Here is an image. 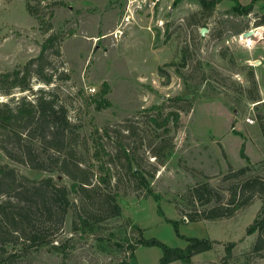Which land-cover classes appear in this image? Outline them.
I'll return each instance as SVG.
<instances>
[{
    "label": "rangeland",
    "instance_id": "374dc122",
    "mask_svg": "<svg viewBox=\"0 0 264 264\" xmlns=\"http://www.w3.org/2000/svg\"><path fill=\"white\" fill-rule=\"evenodd\" d=\"M235 5L223 0L207 13L197 0H0V74L23 69L46 38H59L60 55L51 49L52 67L46 66L54 84L33 79L34 93L55 89L68 107L78 134L67 154H55L78 180L87 176L92 184L84 194L72 191L63 219L36 212L35 245L23 246L24 237L0 218L3 264H160L162 249L140 240L184 248L188 238L214 243L191 264H264V250L253 252L259 234H247L264 216V199L256 196L231 218L187 217L195 185L207 181L224 191L230 169L248 164L264 178V0L248 15ZM251 30L254 36L244 38ZM7 86L0 80V104L13 95L35 97L6 96L1 87ZM105 89L112 106L98 110ZM6 139L13 159L0 149V164L31 178L49 176L15 161L20 153ZM55 180L72 190L70 177ZM7 198L0 195V203ZM82 219L89 220L88 231L80 229Z\"/></svg>",
    "mask_w": 264,
    "mask_h": 264
},
{
    "label": "trees",
    "instance_id": "16d2710c",
    "mask_svg": "<svg viewBox=\"0 0 264 264\" xmlns=\"http://www.w3.org/2000/svg\"><path fill=\"white\" fill-rule=\"evenodd\" d=\"M222 1L197 0L202 11L207 13H213ZM234 1L236 2L235 10L243 15H248L253 11L256 0L247 6H242L236 0ZM28 10L34 14L29 3ZM261 25H264V18L261 20ZM58 40L57 35H50L42 44L39 56L30 60L23 69L16 68L13 71L0 74L1 83L8 85L1 87V92L6 96H12L15 91L34 93L33 79L48 87L52 86L55 81L54 72L48 74L46 66L52 67L48 59V52L51 49L55 48L54 54L60 55ZM62 74L64 78H69L65 72ZM107 93L108 89H105L102 94L103 99L98 102V110L112 106L105 97ZM34 95L33 99H29L26 95L19 98L13 95L11 100L0 104V149L7 157L13 159L12 150L6 144V138H13L14 147L21 154H19V160L15 161H21L31 172L49 174L48 177L41 179L31 178L8 164H0V195L10 197L0 203V218L14 229V232H17L18 238L24 237L23 246L35 245L40 240L39 226L34 218L38 210L47 211L49 216L53 212L59 213L63 219L73 204L70 197L72 191L81 195L88 192L89 186L92 185L87 176L78 180L71 170H68L66 160L61 163L59 161L61 156L57 157L55 154V152H58L59 155L67 154L78 134L79 127L71 122L68 107L60 100L55 89L41 88ZM259 119L264 134L263 118ZM154 121L156 120L154 119ZM96 155L99 157V151L96 152ZM243 157L249 162V158L245 154ZM101 168L104 169L103 166ZM253 169L251 164L238 170L230 169V172L224 177V182L227 183L224 191L217 189L207 181L192 187L186 198L187 206L191 209V212L187 214L188 220L199 222L231 218L239 210L249 205L256 196L264 199V178L253 175ZM79 170L82 172L81 168ZM62 176L74 180L72 190L67 186L58 185L55 178L61 179ZM100 179V183H109L111 180V178L110 180L109 178ZM140 179L144 182L142 176ZM5 185H10L12 189L5 192L3 190ZM12 190L14 191L12 192ZM113 212L118 215L120 209L115 206ZM174 224L177 227V222ZM80 225V229L83 231H88L91 228L89 220L82 219ZM255 233L259 234L253 247V252L257 253L264 250V216L261 213L247 230L248 235ZM187 242L188 244L184 248L170 247L158 239H142L138 243L148 247L161 248L163 255L160 264H171L176 261L191 264L194 256L210 251L214 247L213 241L209 239L188 238ZM4 245L6 242L0 236V247ZM233 247L234 244L227 246L228 257L231 256ZM0 264H3L1 259Z\"/></svg>",
    "mask_w": 264,
    "mask_h": 264
},
{
    "label": "water",
    "instance_id": "95a60500",
    "mask_svg": "<svg viewBox=\"0 0 264 264\" xmlns=\"http://www.w3.org/2000/svg\"><path fill=\"white\" fill-rule=\"evenodd\" d=\"M207 31H208L207 29H203L202 30V35H204ZM253 36H254V31L253 30L244 33V37H246V38H251Z\"/></svg>",
    "mask_w": 264,
    "mask_h": 264
},
{
    "label": "bare ground",
    "instance_id": "6f19581e",
    "mask_svg": "<svg viewBox=\"0 0 264 264\" xmlns=\"http://www.w3.org/2000/svg\"><path fill=\"white\" fill-rule=\"evenodd\" d=\"M121 34H122V31H121V32H118L117 37H118V36H121ZM244 38H245V37H244Z\"/></svg>",
    "mask_w": 264,
    "mask_h": 264
},
{
    "label": "built area",
    "instance_id": "2783aa9c",
    "mask_svg": "<svg viewBox=\"0 0 264 264\" xmlns=\"http://www.w3.org/2000/svg\"><path fill=\"white\" fill-rule=\"evenodd\" d=\"M248 122H249V123H253V121H252V120H248Z\"/></svg>",
    "mask_w": 264,
    "mask_h": 264
},
{
    "label": "crops",
    "instance_id": "0c3cea01",
    "mask_svg": "<svg viewBox=\"0 0 264 264\" xmlns=\"http://www.w3.org/2000/svg\"><path fill=\"white\" fill-rule=\"evenodd\" d=\"M244 4V3H243Z\"/></svg>",
    "mask_w": 264,
    "mask_h": 264
}]
</instances>
